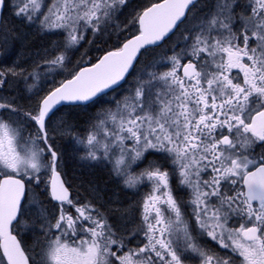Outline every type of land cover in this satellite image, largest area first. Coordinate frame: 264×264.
<instances>
[{
	"label": "snow or ice",
	"instance_id": "snow-or-ice-1",
	"mask_svg": "<svg viewBox=\"0 0 264 264\" xmlns=\"http://www.w3.org/2000/svg\"><path fill=\"white\" fill-rule=\"evenodd\" d=\"M0 264H264V0H0Z\"/></svg>",
	"mask_w": 264,
	"mask_h": 264
}]
</instances>
